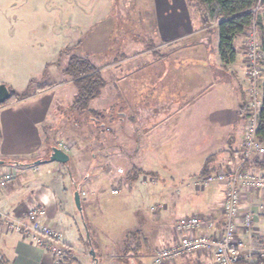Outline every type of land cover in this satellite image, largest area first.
<instances>
[{
    "label": "rangeland",
    "instance_id": "374dc122",
    "mask_svg": "<svg viewBox=\"0 0 264 264\" xmlns=\"http://www.w3.org/2000/svg\"><path fill=\"white\" fill-rule=\"evenodd\" d=\"M167 1L173 8L179 7L178 10L176 9L180 12L179 17L185 13L188 14L192 33L189 35L185 33L187 26L186 20H183L184 23L178 27V34L185 33L186 36L181 35L176 42L161 46L156 39L157 34L155 35L154 21H152L154 16L153 0H0V84L7 86L11 93L28 95L44 85L54 86L55 88L51 89H54L53 92L74 91L75 87L72 82L61 74V70L72 57L87 58L92 65L100 70L105 80L106 85L101 95L91 101L85 111L66 109L59 112L63 116H71L68 122L70 125L79 124L80 130L77 129L76 133L78 134L74 135H79V138L84 140L88 138V135L90 136V143L82 144L78 149L76 157H79L80 162L78 163L70 154L71 157L67 164L55 162L47 164L48 167H63L73 179L80 177L84 179L88 176L97 177L93 187L86 184L83 186L82 192L77 191L80 201L82 198L85 201L81 205V214L75 207L73 196L71 197L73 199L72 217L63 227L66 228V240L70 244H76L80 238L79 245H77L79 249L83 246L82 241L84 243L87 238L85 230L87 226L92 244L85 242V252L92 249L97 257V262L99 257L102 264L104 261L116 264H155L157 252L168 247L158 245L154 249V243L152 244L148 230L152 229L150 224L155 222L154 217L157 216L158 195L168 201L169 192L158 193L161 187L159 172H156V175L153 170L155 162L146 161L143 157L141 160V151L137 150L136 154L132 155L131 151L134 148L129 151L122 150L121 146L116 147L114 151L111 147L107 148L110 140L106 137L111 136L112 131H109V123L112 118L114 120L118 118V113L114 111L117 106L106 112L111 101L117 103L124 99L129 103L130 100L131 109L129 112L133 115L138 110V104H141V108H144V104H146L150 107L148 110H152V100L155 98L153 75L156 64L154 62L159 61L160 56L162 58L167 56L179 58L187 53L192 54L195 60L202 58L207 67H195L194 71L198 69V72H211L210 85H214L216 82H229L230 78L234 77L232 74L235 73L231 74V71L226 67L228 65L223 66L220 64L221 62L219 63L215 27L214 25L209 27L201 25V12L196 3L190 0ZM173 8L172 11L177 17V12ZM249 32L253 33L254 39L259 44L255 26ZM247 42L248 35L245 34V36L238 37L235 44L238 55L237 65L241 69L237 70L235 75L244 70V93L249 82L245 69ZM171 45L172 49L169 48ZM263 79L264 74L262 73L260 84ZM228 87L230 88L229 85ZM138 88L146 91V96H141L142 100L139 96H132L130 93L125 95L129 89L137 90ZM224 89V87H215L192 104L194 106L191 111L192 116L193 114L195 117L200 116L209 105V114L217 116L219 122L223 121L225 126L219 127L213 123L210 129L209 127L205 129L206 134L211 133L213 140L207 137L201 140L200 144H195V147L193 143H188L185 146L186 152L194 147L195 158L187 161V167L180 173L181 176L177 175L173 179V183H167L169 187L190 186L195 178L203 177L204 175L200 176V173L190 177L196 170L201 169L200 171H202L203 167L201 168L200 164L203 161L204 165L208 163V167L209 163L214 165V167L211 166L212 169L207 174L216 172L222 166H229L224 165L226 163L224 161L225 152L229 146L232 150V147L237 144L241 143L242 145L240 134L244 131L247 118L245 119L241 114L240 121L239 119L233 121V117H229L230 113L227 110L232 109L233 101L229 96L231 93L224 92ZM122 90H126L124 96L120 95ZM115 92L117 95L112 96ZM246 93L244 96L242 95V106L246 105L247 107L249 98ZM223 100L224 104H222ZM222 110L227 112V118L223 116ZM115 124L117 128L122 125L117 121ZM86 132L87 134H84ZM144 139L146 140V138ZM152 140L151 138V145L147 143L151 147ZM188 140L197 141V135ZM54 144L52 148L56 147L63 151L67 146H71L70 144L66 146L63 142ZM133 145L131 144L129 147ZM49 148L51 147H48V153L44 154L46 159L49 158L52 149L49 150ZM109 149L111 152L108 151ZM240 154L236 164H232V166L241 163ZM90 156H95L96 159L89 166L90 163L88 164L86 159ZM251 160V158L248 159L245 165ZM12 162L9 163L12 164ZM97 164L99 168L96 170ZM132 167L135 169L133 170ZM135 170H141L144 174L133 180L132 175ZM187 173L190 175L188 176ZM187 189L190 192V189ZM113 190L118 193L111 194ZM137 205L147 209L146 212L142 210L147 214L143 224H137L134 220L139 219V215H134ZM19 217L23 218L24 215ZM138 227L144 232H135ZM143 234L150 240L149 243H145L147 245L144 250L141 247ZM258 241L261 240L258 239ZM102 243L108 246L107 249L100 247ZM192 255L195 254L188 256ZM78 257L80 258V256ZM250 258L248 257L246 260ZM243 259L244 257L241 258V260ZM241 260H239V264ZM175 261L165 264H173ZM77 262L79 263L75 259L73 264H77Z\"/></svg>",
    "mask_w": 264,
    "mask_h": 264
},
{
    "label": "crops",
    "instance_id": "0c3cea01",
    "mask_svg": "<svg viewBox=\"0 0 264 264\" xmlns=\"http://www.w3.org/2000/svg\"><path fill=\"white\" fill-rule=\"evenodd\" d=\"M153 1L152 11L154 16L152 21H154L155 35L157 34L156 39L161 46L176 42L177 38L185 33H188L187 35L192 33L191 21L187 13L181 15L180 18V12L177 11L179 7L175 6L173 8L167 0ZM172 8L177 9V17H175L176 14L172 11ZM184 9L186 10L185 7ZM183 20H186L187 30L184 34H178V27L184 23ZM172 47L171 45L169 48L172 49ZM185 54V56H179V58L171 56L162 58L160 56L159 61L154 62L156 64L153 75L155 98L152 100V110H148L150 107L146 104H144V108H141V104H138V110L133 115L129 112V109H131L130 100L128 103L124 99L120 102L117 101V103L111 101V105L106 109V112H109L117 106L114 111L118 112L120 118V120L119 118L118 120L112 118L109 123V131H112L111 136L106 137L110 140L107 148L111 147L113 151L119 146L123 147L121 149L124 151L134 148L131 151L132 155L136 154L137 150L141 151V160L143 157L146 161L152 160L155 162L153 164L155 169L153 170L154 174L159 172L161 187L158 193L169 192L167 195H170L168 201L158 195L157 216L154 217L155 222L150 224L152 229L148 230L152 244L154 243V249L158 245L171 246L175 243L176 236L173 227L181 217L204 216L211 224L209 235L212 237H219L224 227V217L221 210L223 201L222 184L213 183L206 190H197L194 188L193 182L190 185L191 187L189 185L186 187L183 185L169 187L167 183H173V179L180 175L183 169H186L187 161L195 158V144H200L201 140L207 137L212 139L210 132L206 134L205 129L207 127L210 129L213 123L219 127L225 126L223 121L219 122L217 116L209 114V105L200 116L195 117L194 114L192 116L191 111L194 107L192 104L198 98L209 93L211 89L224 87V92L231 93L229 96L233 101L231 103L232 109L227 110L230 113L228 115L233 117V121H236L241 117L242 95L245 94V74L242 70L235 75L237 70H241L237 65V58L233 64L226 66L231 74L235 72L232 74L234 77L230 78L229 82H216L214 85H210L211 72H198V69L194 71L195 67H207L204 65L206 62L202 58L195 60L192 54ZM52 88L55 87L51 86L45 90L36 89L35 92L27 95L28 98L0 107V172L10 169L14 176L11 185L0 191V210L16 216H25L30 208L43 205L46 209L43 222L61 230L63 242L73 259L79 261L77 264H94L89 250L85 252V242L82 241L83 246L79 249L77 245H79L80 238L74 245L67 242L66 228L63 225L67 220H71L74 192H82V188L86 184L93 187L92 185L97 177L88 176L84 179H81L82 177L73 179L65 172L63 167H48V158L46 159L44 156L48 153V147L52 148L55 145L54 143L63 142L66 146L67 144L71 145L64 150L69 155V159L70 154H72V158L74 157L79 163L80 159L76 157L78 149L82 144L88 145L90 143V136L88 135V138L84 140L79 138V135H74L77 129L80 130L79 124L75 123L71 126L68 123L71 116H63L59 113L66 109L74 110L72 104L76 95L75 88L74 91L68 93L53 92L54 89L51 90ZM199 92L202 93L198 94ZM125 93L126 90H122L120 95L124 96ZM129 93L132 96H139L140 100H142V95L146 96V91H142L140 88L137 90L129 89V92L125 95ZM115 95H117L116 92L112 96ZM224 103L223 100L222 104ZM226 113L222 110L223 116L227 118ZM116 121L122 124L120 128L116 127ZM84 134H87V132ZM84 134L81 135L86 137ZM195 135H197V141L188 140L189 138L193 139ZM242 135L243 133L240 134V138H242ZM151 138L153 139L152 147L149 146L151 145ZM46 143L51 144L47 145ZM188 143H193L194 147L186 152L185 146ZM131 144L134 145L129 147ZM234 150H239V153L225 152V160L222 159L226 162L224 165L232 166V164H236L241 153V143L232 147V151ZM108 151L111 152L110 149ZM95 159V156H90L86 161L88 164L90 163V166ZM10 161H13L12 164L9 163ZM209 164L208 170L210 171L214 165ZM203 165L204 161L200 164V167L202 168ZM244 167L253 175L260 177L264 174V157L255 156ZM98 168L97 164L96 170ZM200 170H196L193 175L187 174L190 177L195 176L201 172ZM187 188L190 189V192ZM83 202L85 201L82 198L81 205ZM139 203L141 204V202ZM142 210L146 212L147 209L137 205L134 211V215H139V217L137 216L139 219H134L137 224H143L145 215H147ZM245 213H250L252 216L251 229L246 231L239 224L237 238L249 245L258 239L264 242V192L245 191L241 194L239 220L242 219V215ZM135 232L142 233L144 230H140L138 227ZM143 235L141 247L144 250L147 245L145 243H149L150 240L145 234ZM105 245L102 243L99 246L107 249L108 246ZM0 253L2 256L0 264H53L43 246H36L22 239L20 235L4 233L3 230H0ZM99 260L98 257L97 264H102ZM104 264L116 263L104 261ZM173 264H214V262L211 256L197 253L192 256H181ZM240 264H264V261L253 253L250 259H243Z\"/></svg>",
    "mask_w": 264,
    "mask_h": 264
},
{
    "label": "built area",
    "instance_id": "2783aa9c",
    "mask_svg": "<svg viewBox=\"0 0 264 264\" xmlns=\"http://www.w3.org/2000/svg\"><path fill=\"white\" fill-rule=\"evenodd\" d=\"M246 44V76L248 79V117L242 135L241 163L235 166H222L216 172L195 178L193 186L203 190L213 183L223 185V201L221 204L224 227L219 237L209 235L211 224L202 215L181 217L174 224L175 243L157 252L155 264H165L177 260L181 256L204 253L212 257L214 264H239L242 257H251L253 253L264 261V242L255 241L246 246L237 238L238 225L246 231L251 229L250 213L240 216L241 194L245 191L264 192V174L260 177L245 170L244 165L253 156L264 157V145L257 137L258 111L261 106L260 65L261 51L252 32L247 33ZM13 173L10 169L0 172V191L11 185ZM116 190L112 194L116 195ZM46 209L43 205L30 208L21 218L0 210V230L4 233L17 234L22 239L36 246H43L53 264H59L68 254L63 242L61 230L43 222ZM2 256L0 253V263Z\"/></svg>",
    "mask_w": 264,
    "mask_h": 264
},
{
    "label": "trees",
    "instance_id": "16d2710c",
    "mask_svg": "<svg viewBox=\"0 0 264 264\" xmlns=\"http://www.w3.org/2000/svg\"><path fill=\"white\" fill-rule=\"evenodd\" d=\"M194 1L201 12V25L209 27L214 25L217 34V54L223 66L233 64L237 58L235 41L238 37L245 36L255 26L257 29L259 47L261 51L260 65L264 74V0H190ZM74 85L76 95L72 104L74 110L85 111L92 100L97 99L104 89L106 83L100 70L92 65L87 58L72 57L68 60L62 70ZM48 87H41L45 90ZM27 97L25 93H12L10 100L5 103L15 102ZM4 103V104H5ZM2 104V105H4ZM1 106V105H0ZM118 113V112H117ZM240 113L246 119L248 110L246 105L241 107ZM119 118V117H118ZM118 118H115L118 120ZM258 141L264 145V79L261 83V106L258 111V125L256 130ZM1 141V133H0ZM239 153V150L232 151L230 146L227 151ZM208 163H206L200 176L207 174ZM133 170L135 167H132ZM143 171H134L132 177L136 180L143 175ZM87 238L85 242L91 243L90 231L86 226ZM92 244V243H91ZM92 246V245H90ZM97 260V257H95ZM75 259L68 254L59 264H73Z\"/></svg>",
    "mask_w": 264,
    "mask_h": 264
},
{
    "label": "water",
    "instance_id": "95a60500",
    "mask_svg": "<svg viewBox=\"0 0 264 264\" xmlns=\"http://www.w3.org/2000/svg\"><path fill=\"white\" fill-rule=\"evenodd\" d=\"M10 98H11V92L9 91V88L3 84H0V105L4 104ZM47 161L55 162L59 164H67L69 161V155L63 150L54 147L51 149L50 156ZM73 199L77 211L79 212V214H81L82 209L80 203V195L77 191L74 192ZM89 254L91 258L94 260V263H97V260L95 259V252L92 249H89Z\"/></svg>",
    "mask_w": 264,
    "mask_h": 264
},
{
    "label": "flooded vegetation",
    "instance_id": "af4514ba",
    "mask_svg": "<svg viewBox=\"0 0 264 264\" xmlns=\"http://www.w3.org/2000/svg\"><path fill=\"white\" fill-rule=\"evenodd\" d=\"M9 91H10V89H9ZM11 92V91H10ZM11 96H12V93H11Z\"/></svg>",
    "mask_w": 264,
    "mask_h": 264
}]
</instances>
